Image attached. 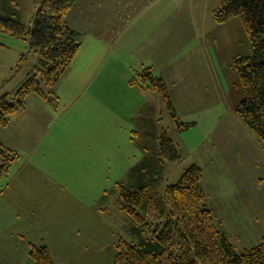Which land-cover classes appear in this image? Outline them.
I'll use <instances>...</instances> for the list:
<instances>
[{
  "label": "rangeland",
  "instance_id": "obj_1",
  "mask_svg": "<svg viewBox=\"0 0 264 264\" xmlns=\"http://www.w3.org/2000/svg\"><path fill=\"white\" fill-rule=\"evenodd\" d=\"M147 2L123 0L102 10L95 2L74 6L66 20L79 28L73 27L81 46L54 87V101L31 93L19 113L29 112L12 115L0 128V138L14 149L6 147L18 154L0 179V264H35L30 244L47 246L54 264H114L120 240L149 237L119 209L118 187L142 185L135 171L145 155L141 145L159 147L163 131L182 159L166 164L160 188L198 165L209 206L218 209L215 221L236 251L262 241L264 143L236 112L245 91L235 60L252 51L245 28L242 34L212 33L217 0H189L173 13L179 33L140 49L141 56H153L142 63L123 40L111 46L118 33L110 26L120 14L140 15ZM15 4L17 13L12 6L1 15L34 28V0ZM192 12L195 22L186 16ZM39 61L30 36L0 30V96L13 97ZM148 68L164 80L178 123L160 94L146 88L152 82L141 81Z\"/></svg>",
  "mask_w": 264,
  "mask_h": 264
},
{
  "label": "trees",
  "instance_id": "obj_2",
  "mask_svg": "<svg viewBox=\"0 0 264 264\" xmlns=\"http://www.w3.org/2000/svg\"><path fill=\"white\" fill-rule=\"evenodd\" d=\"M78 0H34L38 10L34 28L26 27L18 18L2 16L0 30L18 38L30 36L31 49L40 55L27 81L15 92L0 96V128L9 125L10 118L26 109L31 93L52 102L55 85L69 69L81 46V34L66 20ZM14 7L15 0H2L0 9ZM217 23L240 18L251 43V56L236 58L245 99L236 112L264 143V0H220L213 13ZM25 56H22L21 66ZM147 89L158 92L173 119L175 108L162 78L155 77L152 68L139 75ZM142 83V87L143 86ZM133 84H139L137 79ZM44 85V88H43ZM45 88L49 93L45 92ZM144 159L135 171L142 185L129 189L119 185L117 205L135 222L142 234L149 237L137 243L120 240L114 264H264V237L255 247L237 252L215 221L202 187L203 171L198 165L185 170L180 180L160 188L165 166L181 161L177 146L165 131L160 146L141 145ZM18 154L0 141V179L9 172ZM30 257L35 264H54L47 246L30 244Z\"/></svg>",
  "mask_w": 264,
  "mask_h": 264
},
{
  "label": "crops",
  "instance_id": "obj_3",
  "mask_svg": "<svg viewBox=\"0 0 264 264\" xmlns=\"http://www.w3.org/2000/svg\"><path fill=\"white\" fill-rule=\"evenodd\" d=\"M123 0H78L76 2V5L80 4V7L83 9L86 6H88L89 3L95 2L96 3V9L97 10H102L105 8V6L110 7L112 4H116L117 2H122ZM189 0H148V2L145 4V6L142 8L140 15L134 17V18H128V16L124 14H120V16L117 18V20L114 18L112 19L111 23H114L111 25V29L116 28V32L118 35L113 38V45L111 46H117L118 42L123 40L122 42L124 43V48L127 50L128 48H131L133 50V55L135 54V58H139V60L145 62V59H153V56L149 54H145L144 56H141L140 52H142L146 47L149 49L151 47L156 48L155 46H150L151 44L155 41L162 40V37L164 36H171L172 32L179 33L180 28L177 24L178 17H174L173 13L175 10L178 9L180 12V6L184 3H186ZM220 0H217V5H219ZM125 3V1L123 2ZM122 3V4H123ZM1 4V2H0ZM172 9V12L169 9ZM116 8L114 7V11ZM122 10V8H120ZM117 10V11H120ZM181 15V14H180ZM188 18H192V20L195 22V13L192 12L190 15H186ZM128 19V21H127ZM212 23H211V31L214 33L215 31L222 32L223 30L227 32L229 30L232 33H244L243 31V23L240 21L238 18H232L229 19L228 21L224 23H217L214 20V17L212 15ZM67 23L73 28L75 27L74 24L72 25L70 20L67 21ZM176 26V31H174V27ZM76 28V27H75ZM74 29V28H73ZM79 29V28H76ZM77 31V30H76ZM218 34V33H215ZM220 36V35H219ZM218 38V37H216ZM118 39V42H116ZM156 39V40H155ZM206 41V36H205V46H208ZM141 49V50H140ZM140 50V52H139ZM162 52V49H159V52L156 54L158 55ZM210 51V47H209ZM131 52V51H130ZM164 57L168 58L169 56L167 55L166 51L163 50ZM211 55V51L209 52ZM213 57V56H212ZM133 59V56L131 58V61ZM143 66H146V64H142ZM26 111V110H25ZM23 111V112H25ZM29 112V110H28ZM27 112V113H28ZM25 113V114H27ZM20 114L21 116L25 114L17 113ZM15 114V115H17ZM13 115V116H15ZM12 116V117H13ZM1 142L11 148L14 149V147L5 144V141L0 138ZM16 150V149H15ZM203 187V184H202ZM204 190V187H203ZM205 192V190H204ZM207 195V194H206ZM208 198V197H207ZM209 205V203H208ZM210 207V206H209ZM212 210L213 214L218 211L217 208L210 207ZM222 212H224L222 210ZM215 215V214H214ZM220 229L225 233L227 236V232L225 229L221 228ZM228 238V236H227ZM229 239V238H228Z\"/></svg>",
  "mask_w": 264,
  "mask_h": 264
}]
</instances>
